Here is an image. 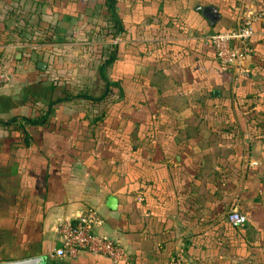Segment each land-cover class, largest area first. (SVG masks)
<instances>
[{
	"label": "crops",
	"instance_id": "1",
	"mask_svg": "<svg viewBox=\"0 0 264 264\" xmlns=\"http://www.w3.org/2000/svg\"><path fill=\"white\" fill-rule=\"evenodd\" d=\"M243 1L63 0L57 10L42 0L6 3L67 52L42 58L28 41L0 39L11 71L0 85L12 100L5 119L38 115L53 100L44 124L28 126V141L0 126V260L42 254L55 264H120L88 251L53 254L59 223L92 206L104 220L98 230L128 248L131 264H180L171 256L181 243L185 264H264V126H255L264 123V13L245 61L252 77L242 84V75L220 70L207 39L237 27ZM113 23L115 59L92 68L112 45L102 32ZM84 42L92 44L79 79L107 68L115 95L83 101L68 83L49 84L59 59L71 61L62 75L73 77L81 57L70 48ZM232 209L246 215L243 224L228 221Z\"/></svg>",
	"mask_w": 264,
	"mask_h": 264
},
{
	"label": "built area",
	"instance_id": "2",
	"mask_svg": "<svg viewBox=\"0 0 264 264\" xmlns=\"http://www.w3.org/2000/svg\"><path fill=\"white\" fill-rule=\"evenodd\" d=\"M257 0H244L239 9V21L235 29L212 32L207 39L215 48L218 67L222 71L236 76L246 75L248 69L245 61L251 53L250 38L254 34V21L264 13L257 10ZM118 38L115 37V41ZM114 41V42H115ZM6 44L0 41V84H6L11 79L9 70V55L5 54ZM228 221L242 224L246 215L238 209H232L226 214ZM103 217L95 207L83 208L73 218H66L59 223V244L54 248L57 257H74L79 252L100 253L109 257L113 262L131 264L132 257L126 246L115 238L100 232ZM184 244L181 243L171 256V262L185 264L187 261Z\"/></svg>",
	"mask_w": 264,
	"mask_h": 264
},
{
	"label": "rangeland",
	"instance_id": "3",
	"mask_svg": "<svg viewBox=\"0 0 264 264\" xmlns=\"http://www.w3.org/2000/svg\"><path fill=\"white\" fill-rule=\"evenodd\" d=\"M10 7H12V4L7 5L6 3H2L0 5V39L2 41L5 42L23 41L24 39H19L18 37H25L28 38L29 43L27 44V47L29 49H31L32 51L38 49L35 52L37 57L41 56L43 58V56L45 55L47 56V54L52 53L51 51L57 52L58 57L65 56L67 51H64V49H61L60 47L55 48L53 45L51 47L50 45H47L45 46V48H39L40 43L36 39L37 35L35 29H33L32 19H25L27 15L23 11L19 12L13 10ZM6 16H10V17H8V19L5 21L3 18H5ZM22 26L26 27L25 30L22 32H18V28H21ZM31 30H33V33H31ZM102 34L106 36V39H108L109 42L114 43L115 36L112 32H108L107 34H104L102 32ZM97 37L101 38L102 35H98L96 36V38ZM86 39L88 38H86L85 36L84 37L81 36L80 38H78L79 41H85ZM90 40H99V39L90 38ZM91 44L92 42H88V43L84 42L83 44H77L73 47V51H72V47L70 48V53H73L74 55H78V57L79 56L81 57L76 61L74 60L76 65L74 67V70H70V74H73L72 75L73 77H65L62 75V73H66L64 68L66 69L67 65H70L71 61H69L68 63V60L59 59V64H61V66L58 67L56 66L57 64H55L56 62L53 61L52 66H55L58 69H56L57 70L56 74L51 75V78L47 79L49 81V84L51 86L52 85L62 86L68 83L69 84L68 86L73 87L74 90L75 89L80 90L81 88L85 89L86 91L88 90L89 94L92 95V97H97L103 94L105 91L108 92V90H109V92L107 93L108 97L115 95L114 92L112 91L111 85L108 82V74H107L108 70H106L107 68H102L101 73L92 70V72H90L91 76L86 75L82 77V79H79L80 77H78V74L84 75L85 72L88 73L86 67V63L88 61L87 57H84V59H82V56L84 55L83 53H87V51L89 50V45ZM103 63H104L103 59H100L98 61L96 60L95 63L92 65V68H99ZM79 98L83 99V101L87 100V98L84 97H79ZM8 115L9 114H1L0 111V119H3V117L5 119L7 118L6 116ZM0 126L2 125L0 124Z\"/></svg>",
	"mask_w": 264,
	"mask_h": 264
},
{
	"label": "trees",
	"instance_id": "4",
	"mask_svg": "<svg viewBox=\"0 0 264 264\" xmlns=\"http://www.w3.org/2000/svg\"><path fill=\"white\" fill-rule=\"evenodd\" d=\"M3 1L5 3H8L11 0H3ZM42 1L50 2L52 4V7L55 8L56 10L63 8V0H42ZM113 2H114V0H108V3H109V5L111 7H112ZM10 8H12L13 10L22 12V11H20V7L18 5L12 4V7H10ZM27 13H25V14L28 17L29 15ZM30 13H31V11H30ZM8 17H10V16H6L3 19L6 21L8 19ZM23 24H25V23H23ZM112 26H113V28H112ZM25 28L26 27H24V26H22L21 28H18V32L24 31ZM33 29H35V32H36V35H37V38L36 39H38V41L44 42V46L43 47H45L46 45H50V42L53 40V38H51L52 37V34L50 32L51 31L50 29H42L41 30L40 28L39 29L38 28H35V26H33ZM118 30H120V27L118 28ZM218 31H223V30H217V31H213V32H218ZM108 32H112V33L115 32L114 31V23L111 26L110 25L107 26V28H105L104 31H103L104 34H107ZM31 33H33V30H31ZM121 34H122V32H121ZM119 36L121 37V35H119ZM24 41H28V38H25ZM115 43L116 42H114V43L112 42L111 47L103 48L100 51V57H101V55L104 54V58H103L104 59L103 60L104 62H106V63H112L113 60L115 59V55H116ZM252 44L253 43H252V36H251V38H250V45L252 47L251 53L254 54L255 51H254V47H253ZM46 67H47V64H46ZM45 68H40V69H45ZM251 77H252L251 76V71H248V73L246 75H242V76H240L238 78L239 83L242 84L243 81H245V80H247L248 78H251ZM0 85H3V84H0ZM106 94L107 93L105 92V93H103V94H101V95H99L97 97H92V95H90L86 90L80 89V90H77L75 93H73V96L74 97H84V98H87V99H89L91 101H96V100L102 99L104 96H106ZM61 99L62 98H57V100H61ZM113 99H115V98L109 99V100H107V102L108 101H111ZM241 99H242V96H241ZM11 101L12 100L10 99L9 96L1 95L0 94V111L1 112H4V111L8 110L11 107V104H12ZM52 102H53L52 99L49 100L45 104V106H43L41 108V111H40V113L38 115H24V114L23 115H17V114H15V115L10 116V118H8V119H5V120L0 119V124L1 125H13L15 127L13 130H16L17 132H19V133L22 134L23 141H28V139H27L28 126L44 124V122L46 121L47 117L49 116V114L51 112V103ZM255 126H264V123L263 124L262 123H257V124H255ZM236 224H238V223H236ZM184 249H185V253L187 255L186 246H184Z\"/></svg>",
	"mask_w": 264,
	"mask_h": 264
},
{
	"label": "water",
	"instance_id": "5",
	"mask_svg": "<svg viewBox=\"0 0 264 264\" xmlns=\"http://www.w3.org/2000/svg\"><path fill=\"white\" fill-rule=\"evenodd\" d=\"M202 12L211 20L216 16V11L212 6H205L202 8ZM46 61L38 60L37 66L40 68L46 67ZM0 264H55L54 261L47 255L37 254L30 255L23 258L12 260H0Z\"/></svg>",
	"mask_w": 264,
	"mask_h": 264
}]
</instances>
